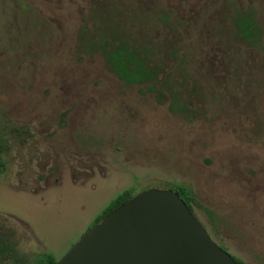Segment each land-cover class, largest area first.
Here are the masks:
<instances>
[{"label":"rangeland","instance_id":"obj_1","mask_svg":"<svg viewBox=\"0 0 264 264\" xmlns=\"http://www.w3.org/2000/svg\"><path fill=\"white\" fill-rule=\"evenodd\" d=\"M95 37L155 77L126 84ZM176 184L217 244L264 264V0H0V224L27 264L122 191Z\"/></svg>","mask_w":264,"mask_h":264},{"label":"water","instance_id":"obj_2","mask_svg":"<svg viewBox=\"0 0 264 264\" xmlns=\"http://www.w3.org/2000/svg\"><path fill=\"white\" fill-rule=\"evenodd\" d=\"M55 264H238L173 189L133 195Z\"/></svg>","mask_w":264,"mask_h":264},{"label":"trees","instance_id":"obj_3","mask_svg":"<svg viewBox=\"0 0 264 264\" xmlns=\"http://www.w3.org/2000/svg\"><path fill=\"white\" fill-rule=\"evenodd\" d=\"M237 24L240 31L244 36L250 37L252 34L256 35V29L254 28V22L249 17H241L238 19ZM86 31V29L84 30ZM97 36V33H96ZM111 41L105 39H91L90 46L92 50H105V60L110 69L121 78L126 84H135L137 82L148 81L155 77L156 72L151 67L150 63L144 58V54L141 55L134 48L128 47L125 41L118 42L119 44H111ZM106 46H109L106 48ZM102 47V48H101ZM20 133L19 129H16ZM175 190L182 200L186 203L189 209L194 213L193 205L200 206L192 190L185 184H176L172 188ZM134 194L131 189H126L119 193L95 218V223H98L103 216L110 213L125 201L130 199ZM195 214V213H194ZM222 247V246H221ZM3 255H9L14 258L16 264H27L26 257L18 250L14 248V244L4 239L3 234H0V262ZM238 264H247L241 259L233 256ZM57 260L51 255L46 254L40 257L36 264H55Z\"/></svg>","mask_w":264,"mask_h":264},{"label":"flooded vegetation","instance_id":"obj_4","mask_svg":"<svg viewBox=\"0 0 264 264\" xmlns=\"http://www.w3.org/2000/svg\"><path fill=\"white\" fill-rule=\"evenodd\" d=\"M9 226L7 225H1L0 224V234H3L4 239L8 240L12 244H14V248L19 251L17 243H16V235L15 232L8 228ZM20 252V251H19ZM0 264H16V261L14 258L10 257L9 255H3L2 256V261Z\"/></svg>","mask_w":264,"mask_h":264}]
</instances>
